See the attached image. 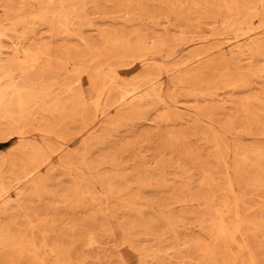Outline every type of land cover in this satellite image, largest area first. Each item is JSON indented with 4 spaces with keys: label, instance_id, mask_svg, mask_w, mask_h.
Returning a JSON list of instances; mask_svg holds the SVG:
<instances>
[{
    "label": "rangeland",
    "instance_id": "1",
    "mask_svg": "<svg viewBox=\"0 0 264 264\" xmlns=\"http://www.w3.org/2000/svg\"><path fill=\"white\" fill-rule=\"evenodd\" d=\"M0 264H264V0H0Z\"/></svg>",
    "mask_w": 264,
    "mask_h": 264
},
{
    "label": "bare ground",
    "instance_id": "2",
    "mask_svg": "<svg viewBox=\"0 0 264 264\" xmlns=\"http://www.w3.org/2000/svg\"><path fill=\"white\" fill-rule=\"evenodd\" d=\"M128 94V93H127ZM133 96H135V95H133ZM129 96H127V98H128ZM131 98V97H130ZM122 99V98H121ZM132 101V100H131ZM140 103V102H139ZM90 110H92V108L90 109ZM90 117V116H89ZM29 184H31V183H29ZM2 185V184H1ZM3 190V189H2ZM6 196H8V195H6ZM8 218V217H7ZM237 219V218H236ZM30 221V220H29ZM223 221V220H222ZM237 221V220H236ZM31 224V223H30ZM221 226H224V224L222 225L221 224ZM212 227H215V226H212ZM36 229V228H35ZM224 229H226V228H224ZM225 232H226V230H225ZM224 232V233H225ZM31 233V232H30ZM220 233V232H219ZM17 234V233H16ZM45 234V233H44ZM224 235V234H223ZM42 236V235H41ZM43 237V236H42ZM11 241V240H10ZM242 241H243V239H242ZM34 246H35V244H34ZM50 249V248H49ZM36 251V250H35ZM37 252V251H36ZM50 253V252H49ZM54 256V255H53ZM252 261V260H251Z\"/></svg>",
    "mask_w": 264,
    "mask_h": 264
}]
</instances>
